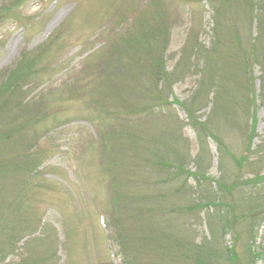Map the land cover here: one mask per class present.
<instances>
[{
	"label": "rangeland",
	"instance_id": "obj_1",
	"mask_svg": "<svg viewBox=\"0 0 264 264\" xmlns=\"http://www.w3.org/2000/svg\"><path fill=\"white\" fill-rule=\"evenodd\" d=\"M217 6L218 0H0V90L8 80L13 85L18 83L22 90L19 100L24 105L40 101L45 108L41 119L30 115L31 126L36 120L37 130L45 135L38 145L42 177L34 176L30 183L0 200V223L7 235L4 239L0 236V264H123L111 225L109 151L113 138L105 135L107 128L104 131L102 126L106 125L93 112L102 107L94 101L102 99L112 80H116L112 71L118 69L127 51L121 53L118 61L105 57L109 35L119 38V27L131 24L135 17L142 19L139 16L145 13L151 17L156 10L162 40L165 37L168 41L165 66L172 71L191 35H196L203 49L212 48ZM142 23L146 24L143 20ZM246 32L242 28L241 34ZM257 33L255 23L251 34L255 37ZM193 53L189 75L176 82L169 101L171 114L183 123V135L192 144L190 152L198 151L197 133L189 126V114L182 103L193 108L200 123L207 124L209 120L213 134L231 152L252 161L254 148L264 140V107L258 98L260 67L255 65L248 77L237 76L235 70L232 87L239 90L240 100L244 98L243 88H254L252 92L249 87L254 106L244 115L241 127L239 120L234 123L224 115L221 118L213 114L214 90L228 84L220 83L215 73L219 69L209 66L207 58L197 61L200 54L196 55V50ZM109 59L112 61L104 65ZM22 64L29 66L24 77L19 75L25 68ZM204 76L212 77L210 95L202 93ZM226 94L228 91L223 95ZM223 95L220 106L226 102ZM154 111L163 113L162 107ZM226 111L228 116L234 114L230 109ZM105 116V123H111L110 115ZM49 128L53 130L43 132ZM211 135H206L213 155L207 175L215 180L221 179L225 167L233 164L228 161L220 167L218 140ZM31 148L33 145L27 147L33 155L35 150ZM260 167L264 173V161ZM243 170V180L252 177ZM205 212L201 213L202 218ZM194 221L191 225L197 233H208L205 223ZM263 237L264 225L257 239V248L264 250ZM224 240L231 243L229 235ZM257 264H264V256Z\"/></svg>",
	"mask_w": 264,
	"mask_h": 264
},
{
	"label": "trees",
	"instance_id": "obj_2",
	"mask_svg": "<svg viewBox=\"0 0 264 264\" xmlns=\"http://www.w3.org/2000/svg\"><path fill=\"white\" fill-rule=\"evenodd\" d=\"M153 13L151 17L146 13L139 16L140 20L135 17L131 24L119 27L120 39L112 37L116 34L109 35L105 57L118 61L121 53L127 51L118 69L112 71L116 80H112L102 99L94 101L102 107L93 112L106 125L102 126L104 131L107 128L105 135L113 138L109 151L111 225L123 264H257L264 256V250L257 248L258 233L264 225V173L260 167L264 140L254 148L252 161L236 156L213 134L209 120L207 124L200 123L193 108L182 103L189 114L188 124L197 133L198 151L192 154V144L182 132L183 123L171 114L169 101L176 82L189 75L196 50V55L200 54L197 61L207 58L209 66L219 69L215 73L220 83L228 84L214 90L215 116L224 115L231 122L239 120V125H244V115L254 106L249 87L252 92L254 88H243L244 98L240 100L239 90H234L232 84L236 81L235 70L237 76L248 77L255 65L262 73L258 98L264 107V0H218L212 48L203 49L196 35H191L172 71L165 66L168 41L165 37L162 40L161 21H157V11ZM255 23L258 33L253 37ZM242 28L247 32L241 34ZM27 67L19 73L20 77L27 76ZM211 79L204 76L201 87L205 95L211 94ZM69 85L73 87L74 83ZM21 92L18 83L13 85L9 80L0 90V200L30 183L34 176L42 177L38 145L45 135L37 130L36 120L31 126L30 115L41 119L45 108L40 101L24 105L19 100ZM222 95L226 102L220 106ZM156 107H162L163 113L156 114ZM225 109L234 114L228 116ZM105 114L110 115L111 123H105ZM211 134L218 140L220 167L228 161L233 164L225 167L221 179L215 180L207 175L213 155L206 135ZM31 145L33 155L27 149ZM243 169L252 177L243 180ZM203 210L206 220L201 216ZM2 211L0 205V214ZM193 218L198 224H206L207 234L192 228ZM4 229L0 223L1 239L7 237ZM226 235L231 238L230 244L225 243Z\"/></svg>",
	"mask_w": 264,
	"mask_h": 264
}]
</instances>
